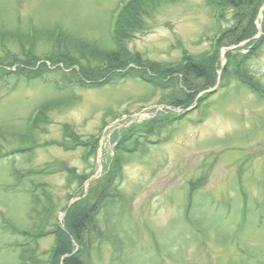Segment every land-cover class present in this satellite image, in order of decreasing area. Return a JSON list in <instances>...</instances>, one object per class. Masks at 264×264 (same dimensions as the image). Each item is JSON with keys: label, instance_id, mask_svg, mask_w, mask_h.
Returning a JSON list of instances; mask_svg holds the SVG:
<instances>
[{"label": "rangeland", "instance_id": "374dc122", "mask_svg": "<svg viewBox=\"0 0 264 264\" xmlns=\"http://www.w3.org/2000/svg\"><path fill=\"white\" fill-rule=\"evenodd\" d=\"M121 1L0 0V67L11 71L0 73V264H48L53 229L65 228L71 204L100 192L121 131L135 116L141 123L170 110L161 103L170 89L138 74L78 88L64 74L78 65L46 59L60 37L111 46ZM216 1L147 8L141 29L125 41L147 64L127 68H173L207 54L233 24L230 9L219 17ZM254 24L248 41L260 47H221L199 86L207 90L198 95L209 93L200 106L140 138L134 150L119 151V198L96 219L110 239L92 246L91 264H264V2ZM31 48L48 66L33 78L29 70L40 68L7 63L11 54L23 62Z\"/></svg>", "mask_w": 264, "mask_h": 264}, {"label": "trees", "instance_id": "16d2710c", "mask_svg": "<svg viewBox=\"0 0 264 264\" xmlns=\"http://www.w3.org/2000/svg\"><path fill=\"white\" fill-rule=\"evenodd\" d=\"M174 1L176 0L121 1L111 24L109 39L111 46H102L97 42L86 40L72 44L70 39L67 40L65 37H60L55 41L51 40L54 46L46 59L53 64L62 62L67 68H75L74 66L78 65L77 71L73 69L64 73L67 82L73 83L75 87H100L114 76L126 77L137 76L138 74L140 79L152 83L154 86L170 89L169 99L162 101L163 98H160L159 101L171 108H181L184 111L180 115L167 111L159 112L150 120L133 124L121 131L109 176L106 181L104 180L102 186L95 187V190L100 192L97 195L81 198L71 204L66 217H64L65 228L57 225L53 229L51 234L54 235L55 242L49 250L48 264H91L90 251L92 246L94 249L97 245L99 246L110 239L109 233L99 228L96 219L99 213H106L112 202L119 198V191L115 183L116 179L120 177L119 151L129 152L134 150L140 144V138L143 141H147L148 136L159 134L165 126L182 119L188 113L187 108L192 107L194 103L197 104V107L200 106L209 93L198 95L200 91L207 90L206 86H199L207 82L208 75L211 73L210 68H213L216 61L217 52L221 47L236 45L252 37L256 30L254 20L264 2V0H219L214 2L219 10V15L221 9H230L232 11L231 19L233 24L212 39V49L202 57L186 56L183 62L177 63L173 68H165L163 66L159 68L153 63L148 64L149 68L138 69L142 71L135 70L133 67L127 68L132 63L137 66L147 64V61L144 62L145 64L143 63L137 53L132 54L127 49L125 42L130 35V31L141 29V13L147 12V8L154 7L159 3ZM221 16L222 14L219 17ZM10 36L13 38L14 34ZM18 37V35H15V38ZM18 41L19 45L24 48L22 40L18 38ZM247 43L249 49L252 50L250 53L260 47L258 39ZM22 56L24 58L23 62L16 58L14 54H11L9 56L10 61L7 63L11 65L20 63L21 65L17 64L21 66L19 68H40L38 70H29L30 75H27V77L31 78L38 75V71H41V69L47 71L46 68L48 66L40 62L39 57L33 55L32 48L27 52L24 51ZM231 57L233 56L230 55L229 58ZM20 71L25 70L20 69L16 73L19 74ZM0 73L7 75L11 71L3 70L0 67ZM167 74L170 80L163 81L162 79H166L163 77ZM199 79H201L200 83L196 84L195 81H199ZM161 80L163 82H160ZM251 86L253 87L252 83ZM65 100L70 101V98L68 96L63 97V101ZM51 103L54 106L59 105L58 101L55 100H52ZM46 108L47 105H43L36 110V117L43 115ZM66 139L67 135L64 130L62 142L66 141ZM127 142H129V146L126 144ZM61 145L65 147L64 144ZM21 233L24 237H27V232ZM94 243L96 244L94 245ZM64 254L68 256L61 259Z\"/></svg>", "mask_w": 264, "mask_h": 264}]
</instances>
